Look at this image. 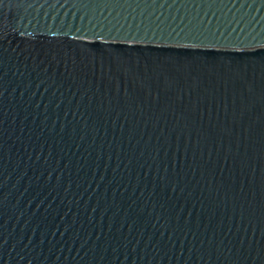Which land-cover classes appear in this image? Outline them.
I'll return each mask as SVG.
<instances>
[{
    "label": "water",
    "instance_id": "obj_1",
    "mask_svg": "<svg viewBox=\"0 0 264 264\" xmlns=\"http://www.w3.org/2000/svg\"><path fill=\"white\" fill-rule=\"evenodd\" d=\"M0 264H264V0H0Z\"/></svg>",
    "mask_w": 264,
    "mask_h": 264
}]
</instances>
